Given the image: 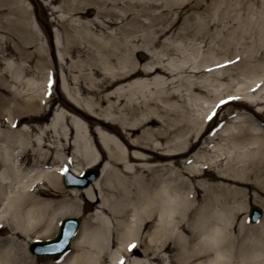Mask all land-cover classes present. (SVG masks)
<instances>
[{"label": "bare ground", "instance_id": "bare-ground-1", "mask_svg": "<svg viewBox=\"0 0 264 264\" xmlns=\"http://www.w3.org/2000/svg\"><path fill=\"white\" fill-rule=\"evenodd\" d=\"M24 2L0 0V264H36L27 242L78 215V197L95 211L59 264H264V218L238 224L232 204L264 197V84L226 82L240 41L201 0L178 28L175 0H49L66 11L50 59ZM13 55L24 63L4 64ZM237 104L246 115L206 134L214 109ZM99 164L85 188L61 186L62 167Z\"/></svg>", "mask_w": 264, "mask_h": 264}, {"label": "rangeland", "instance_id": "rangeland-1", "mask_svg": "<svg viewBox=\"0 0 264 264\" xmlns=\"http://www.w3.org/2000/svg\"><path fill=\"white\" fill-rule=\"evenodd\" d=\"M24 1L25 2L23 4H25V6L30 11L31 19L33 20V22H35L36 25H39L38 32L40 34H38L42 38L41 41L44 44L45 49L47 50L45 51L47 57L52 59L54 56L55 58V48L53 47V44L51 42L53 28L56 27V24L53 20L54 17L58 15L66 16V11H59L56 14L52 13V5L48 3L49 0ZM194 1L196 0H175L174 5L177 7L178 10L182 11L181 17H179V20L176 24V28H178L183 23L184 16L191 12L188 7ZM201 2L208 7L210 18L214 21V23H220L218 24V27L222 25V29L226 33L221 36H223L224 39L230 40L231 42L240 41L241 47L239 48L240 51L236 52V55H238L236 57L240 59L238 62L243 61L242 66H240V69L237 74H235L234 71V74L226 80L227 83H232L231 91L234 92V89L240 86V84L243 87L245 86L243 89L244 91L247 86V84L245 83L250 82L251 77L256 76L258 74L260 76L258 77L259 80H257L256 82L258 84L260 83V85L264 84V0H201ZM89 16L90 15L85 18H88ZM215 29H217V27L213 25L211 30ZM232 29L238 31L240 34V37L236 36V40L232 39L233 34L230 32ZM0 36H3V33H0ZM216 40L217 39L210 40L208 45L219 49L220 42ZM34 52L37 53V50H34ZM141 55H143L144 58L141 59ZM225 55L226 56H224V58L227 57V59L224 60L223 63L226 64V67L233 65L235 59V57H233L234 55L231 53ZM134 56V59L136 60V62H138L139 65H143L144 63L150 61V56L145 51H139L134 54ZM3 61L5 62L4 64L15 61L19 63H24V59H22V57L16 58V55L5 56ZM226 61L233 62L226 63ZM252 64H254V69H249L248 65ZM28 77H31V75H28ZM237 105L238 107H232L231 105H228L226 108H223L221 110L218 109V113L213 117L212 120H209L206 128L204 127L206 134L212 132L214 129L220 127L222 124H225L226 120H228V118L231 117V114H233L236 110L240 115H246L245 113H243L245 111L244 109H239V107L241 108V106L243 105ZM259 106L261 107L263 105L252 106V110H256ZM50 115L51 112L47 115L46 119H49ZM148 125L151 127H155L159 125V122L152 119L148 122ZM138 132L139 129L134 130V134H138ZM59 164H57V168H60L61 165L59 166ZM48 165L50 166V164ZM98 166H101V164H99ZM50 168L53 170L54 166ZM61 171L62 169L60 170V176L62 175ZM61 186L65 188L62 183V179ZM247 192H249V190L246 191V193ZM253 194L254 191L251 190L250 195L246 194L244 197L240 199L238 198L237 202L232 203L241 204L245 207L239 211L238 218L236 219L238 224L243 218H245V221L248 224H258V222L250 223L247 219V211L250 205H256L260 209H262L263 216L261 220L264 218V197L260 195V199L256 200ZM70 200H72V198H69V201ZM77 201L79 202L80 211L79 213H77L78 215L75 216H77L81 220V226L75 237L78 236L82 225L85 223L86 217H89L90 214L95 211L90 208L81 197H78ZM62 217L64 216H61L57 218V220H55L53 230L51 232L46 233L45 235H38L36 233L32 235L33 237L30 239V241L27 242V245L24 250L26 253L33 256V258L36 260V264L60 263L58 260L60 259L63 253L53 256L33 255L28 251V244L33 240H43L53 237L56 234L58 222ZM75 237L72 239L67 251L71 248V244Z\"/></svg>", "mask_w": 264, "mask_h": 264}, {"label": "water", "instance_id": "water-1", "mask_svg": "<svg viewBox=\"0 0 264 264\" xmlns=\"http://www.w3.org/2000/svg\"><path fill=\"white\" fill-rule=\"evenodd\" d=\"M141 58L143 56L141 55ZM98 171L96 168L87 169L83 177H75V182L71 183L67 179L64 180L66 186L76 185L78 187L87 186L95 177L97 176ZM67 176H70L66 172ZM250 220L255 221L260 215L261 210L256 206L250 207ZM80 221L76 217H65L61 220L59 225V230L55 238L45 241H36L30 244L29 251L34 254H57L63 252L68 243L76 232Z\"/></svg>", "mask_w": 264, "mask_h": 264}, {"label": "snow or ice", "instance_id": "snow-or-ice-1", "mask_svg": "<svg viewBox=\"0 0 264 264\" xmlns=\"http://www.w3.org/2000/svg\"><path fill=\"white\" fill-rule=\"evenodd\" d=\"M233 61H228V63H232ZM218 67H222V65H218ZM50 83H51V81H50ZM229 100H232V99H236V97H229L228 98ZM225 103H227V101L226 100H221L220 101V105H223V104H225ZM220 105H217V107H219ZM216 115V111H215V109L213 110V112H211L207 117H206V119L207 120H212L213 119V117ZM132 247H134V245H129V248L131 249Z\"/></svg>", "mask_w": 264, "mask_h": 264}]
</instances>
